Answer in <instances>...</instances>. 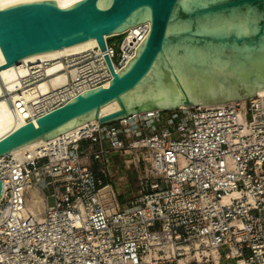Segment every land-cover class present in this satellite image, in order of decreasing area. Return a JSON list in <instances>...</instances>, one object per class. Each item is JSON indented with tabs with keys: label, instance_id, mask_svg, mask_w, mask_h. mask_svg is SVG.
Wrapping results in <instances>:
<instances>
[{
	"label": "built area",
	"instance_id": "2783aa9c",
	"mask_svg": "<svg viewBox=\"0 0 264 264\" xmlns=\"http://www.w3.org/2000/svg\"><path fill=\"white\" fill-rule=\"evenodd\" d=\"M149 31L143 22L121 33L117 58L109 35L105 50L55 59L68 80L25 123L107 86L105 56L118 71ZM50 63L31 64V86L51 76ZM256 95L97 120L42 146L44 155L0 157V264H264V94ZM127 150L139 174L120 202L98 173H109L113 151ZM32 186L44 200L37 215L25 212Z\"/></svg>",
	"mask_w": 264,
	"mask_h": 264
},
{
	"label": "water",
	"instance_id": "95a60500",
	"mask_svg": "<svg viewBox=\"0 0 264 264\" xmlns=\"http://www.w3.org/2000/svg\"><path fill=\"white\" fill-rule=\"evenodd\" d=\"M143 22L150 31L107 86L86 89L64 105L0 138V157L92 120L109 123L151 109L172 110L241 100L264 90V0H26L0 8V69L90 44ZM119 108L101 114L105 105ZM3 182L0 179V197Z\"/></svg>",
	"mask_w": 264,
	"mask_h": 264
},
{
	"label": "bare ground",
	"instance_id": "6f19581e",
	"mask_svg": "<svg viewBox=\"0 0 264 264\" xmlns=\"http://www.w3.org/2000/svg\"><path fill=\"white\" fill-rule=\"evenodd\" d=\"M26 1V0H0V8L11 5L13 3ZM60 6L66 7L78 0H56ZM136 26H132L134 29ZM109 35H106L108 37ZM94 41L90 44L79 46L72 49H66L61 47L58 49V53L48 56H41L32 59H22L18 64H11L7 67L0 69V138L10 133L15 128L23 125L26 122L27 117L33 115L37 111L39 104H36L39 99H49L48 96L51 92L58 87L65 84L68 80V75L63 73H56L60 68L61 64L56 61L58 57L62 55H68L77 53L79 51L93 48L95 50L99 49L98 41L93 38ZM112 41V40H111ZM132 39L127 37L124 41L125 45H131ZM45 61H51L47 65V73L51 75L47 79L37 82L31 86L28 83V75L31 74V64L33 63H43ZM5 62V57L0 48V64ZM55 73V74H54ZM258 93L264 94V90ZM244 100V99H241ZM235 100L223 101L218 103H212L207 105H222L227 102ZM119 108L117 101H113L101 109V114H105L114 111ZM185 108V107H183ZM97 120H92L86 125H92ZM83 126V125H82ZM80 127L71 129L70 131L54 137L52 139H39L33 141L27 145H24L10 154L13 155L17 160H24L27 158H32L36 156L44 155L42 146H45L46 150L50 147L47 146L48 143L57 144L58 141L63 138H74L79 132ZM5 191L0 197V201L3 198ZM44 205V200L42 197L41 190L38 186H32L30 188V194L27 197V205L25 212L31 211V213L37 215L42 210ZM142 264H150L149 262H144Z\"/></svg>",
	"mask_w": 264,
	"mask_h": 264
},
{
	"label": "rangeland",
	"instance_id": "374dc122",
	"mask_svg": "<svg viewBox=\"0 0 264 264\" xmlns=\"http://www.w3.org/2000/svg\"><path fill=\"white\" fill-rule=\"evenodd\" d=\"M123 37L124 34L112 35L109 39L110 43L115 47L116 58L119 56L120 41ZM133 158L134 153L132 150H127L125 152L113 151L107 159L109 173H106V175L104 173H98L101 178L114 185L117 189L118 200L120 202H124L129 196L136 192V175L139 173L131 171ZM143 166H145V164ZM115 169L118 171L116 172Z\"/></svg>",
	"mask_w": 264,
	"mask_h": 264
}]
</instances>
